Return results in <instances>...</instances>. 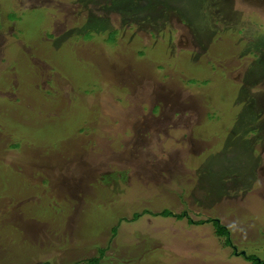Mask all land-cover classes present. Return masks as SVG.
Listing matches in <instances>:
<instances>
[{
    "label": "rangeland",
    "instance_id": "rangeland-1",
    "mask_svg": "<svg viewBox=\"0 0 264 264\" xmlns=\"http://www.w3.org/2000/svg\"><path fill=\"white\" fill-rule=\"evenodd\" d=\"M251 255L264 0H0V264Z\"/></svg>",
    "mask_w": 264,
    "mask_h": 264
},
{
    "label": "trees",
    "instance_id": "trees-1",
    "mask_svg": "<svg viewBox=\"0 0 264 264\" xmlns=\"http://www.w3.org/2000/svg\"><path fill=\"white\" fill-rule=\"evenodd\" d=\"M163 215L172 216V213H170L169 211H165L163 213ZM183 216L184 215H179V216H177V218L182 219ZM212 222H213V224H214V226H215V228L217 230V233H219L220 235H223L224 237H226L227 238V243L230 244L231 242H230V239H229V236H230L229 230L225 226L221 225L219 220H213ZM246 259L249 260V261H252L253 264H264V261L259 260V258L257 256H254V255L247 256ZM95 261H97V260H95Z\"/></svg>",
    "mask_w": 264,
    "mask_h": 264
}]
</instances>
